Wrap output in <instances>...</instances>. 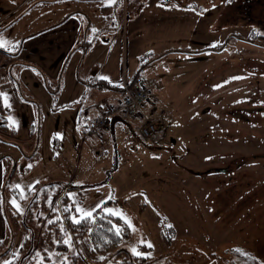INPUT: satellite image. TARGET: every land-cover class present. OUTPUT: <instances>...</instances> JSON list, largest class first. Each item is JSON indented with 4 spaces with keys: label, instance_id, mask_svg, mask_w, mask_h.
Instances as JSON below:
<instances>
[{
    "label": "rangeland",
    "instance_id": "1",
    "mask_svg": "<svg viewBox=\"0 0 264 264\" xmlns=\"http://www.w3.org/2000/svg\"><path fill=\"white\" fill-rule=\"evenodd\" d=\"M25 1L0 0V29L11 23L0 34L19 42L10 43L18 54L0 67V92L10 100L6 107L0 98V125L16 132L0 128V253L8 250L0 264H29L30 256L49 264L40 259L44 252L56 263L119 264L110 252L121 247L151 253V264H239L245 252L264 263V0L88 1L112 12L116 5L128 19L127 36L89 34L94 47L84 66L90 58L93 77L104 78L106 87L81 84L76 53L58 68L67 23L20 44L25 31L65 6L39 3L21 15L31 0ZM15 62L37 63L47 78L37 83L18 64L9 71ZM136 74L148 102L88 133ZM115 119L120 123L111 129ZM148 120L157 129L145 137L140 126ZM51 182L59 190L43 204L36 188ZM100 201L128 217L131 223L119 217L128 236L93 254L88 232L71 240L60 221L71 246L59 254L44 235L57 209L69 223V205L96 209ZM16 209L12 238L3 211L10 217Z\"/></svg>",
    "mask_w": 264,
    "mask_h": 264
},
{
    "label": "crops",
    "instance_id": "2",
    "mask_svg": "<svg viewBox=\"0 0 264 264\" xmlns=\"http://www.w3.org/2000/svg\"><path fill=\"white\" fill-rule=\"evenodd\" d=\"M59 1H62V4H65L61 13H59V15L56 18H55V14L53 16H50L51 18L50 22L46 23L45 25H38V26L33 27L31 31H28V32L25 31L21 35L22 39L20 41V44L26 38L28 39L33 36L41 37L45 31L50 32V31H53V29L54 30L59 29L60 27L64 25V23H67L68 26L65 30V33L67 34V40L65 44H63L61 47L60 53H62V56L60 58L58 68H60L61 63L63 62L64 58H66L67 55H69V57L71 58V56L76 53L77 55H79L80 60H81L80 65H78L77 67V72H78L77 76L79 77L80 81L81 80L83 81V83L81 84L86 85L88 87L89 86L90 87H93V86L106 87L107 85L104 86L103 84H107V83L104 78L100 77V75L98 77L94 76L96 80L95 82L91 81V79L94 78L92 74V68L95 66V63H93L90 60V58H87L88 60L84 66L85 58L91 53L92 47H94V42L91 41L92 37L89 36V34L96 36L97 38L98 32L102 31L103 35L105 34L110 37L112 35V31L117 30L119 34L122 31H124L125 35L127 36V27L125 25V22L128 19H126V16H125L126 10L122 11L124 14H123V17L121 18V15L119 14L118 6L116 5L113 6V12H112V8L110 10H106L105 5H99V6L95 5L91 8L88 4V1H91V0H73L71 2H68V0H31L30 2L27 1L28 5H26V7L23 9L24 11L22 10L21 15L30 11L39 3H41L42 5H47V4L59 5ZM74 1H77L80 4L78 3L75 5L73 4ZM92 1H99V0H92ZM99 16L100 18H103L106 21L105 20L99 21ZM15 20L16 19H14L13 21ZM10 24L11 23H9L4 28L2 27L0 29V32L1 30H5V28H7ZM89 37H91V39H89ZM1 49L5 50L7 53L10 54V59H9L10 61L12 60L13 56L16 55V53L18 54V52L13 51L12 49L11 50H7L4 48H1ZM175 51H176V55L180 54L179 49H175ZM105 59L111 60L112 56L111 55L107 57L105 56ZM9 60L8 61L1 60L0 67H2L4 63L9 62ZM176 60H179V58H177ZM68 61H69V58H68ZM16 64H18L19 66H24L21 69V72L23 73L24 71H28V74L31 75V77H33V79H35L36 82L39 80V78H41V76H43V78L46 77L44 73L45 72L44 69L41 67V65L37 63H34L33 65L31 63L21 64L20 62H15L12 64L11 67H9V64L7 63L6 67L7 68L9 67V71H10V69L13 68V66ZM3 76H5V83H4L5 87H8L9 86V81L7 80L8 77L6 76V74ZM136 78H137V74L133 75L131 80L127 82L134 84L137 81ZM12 81H13V78H12ZM154 82L156 83L158 82V80ZM14 83H15V80H14ZM141 84L142 83H139L137 85H141ZM14 92L15 93L17 92L16 88H14ZM148 100H149V94H148L147 102ZM118 123L120 122H118V120L115 119L114 121L111 122L110 128L114 129L115 125ZM105 132H107V130H105ZM17 147L20 153L21 151L23 152L21 143H18Z\"/></svg>",
    "mask_w": 264,
    "mask_h": 264
},
{
    "label": "trees",
    "instance_id": "3",
    "mask_svg": "<svg viewBox=\"0 0 264 264\" xmlns=\"http://www.w3.org/2000/svg\"><path fill=\"white\" fill-rule=\"evenodd\" d=\"M259 45H263V44H259ZM9 59H10V54L0 48V61L1 60L7 61ZM103 85L105 86L107 84H103ZM0 105H1V101H0ZM0 110L3 111L2 106L0 107ZM11 127L12 128L9 129L10 127L8 124L0 125V128L3 129L4 131H10L12 134H15V128L13 126ZM58 186L60 185H58L56 182H51L48 184L40 185L39 188H36L38 190L37 194L41 196V201L43 200V204L46 203L52 191H55L56 193ZM15 189L16 187L13 188V191ZM67 189L68 187L66 188V190ZM63 193H64L63 194L64 197L66 192ZM16 196H17V200L21 202L22 199L18 193H16ZM56 202L58 203L59 200H57ZM57 211H58V216L52 219L48 223L49 228L45 229L44 235L50 238V240L54 245V248L59 254L67 250V245L63 243L64 241V239L62 238L63 229L60 228L61 227L60 221L61 223H63L64 229L67 232L71 233L70 235V237L72 238L71 240L75 239V237L78 238L82 236L84 232H88L90 239V251L93 254L105 253L106 251L114 249L118 245V242L121 240V238L128 236L129 228L121 220V218L111 213L104 212L102 207L96 208L95 211L93 212V215L95 216V220L85 219V220H81L78 223H75L71 220L69 223H67L66 218H64L62 215L63 211L61 210V206L59 210L57 209ZM19 216L20 213L19 211H17V209L15 211L10 212V217L6 213V210L3 211L4 220L6 221L10 229L9 235H11L12 238H13L14 229L19 225L18 222ZM114 224L120 226L119 233L114 227ZM54 231L59 232L61 234L59 240H57L59 241V243H57V241L53 240V238L51 237L52 235H54L53 234ZM7 252L8 250L6 249L4 252L0 253V255H4ZM110 254L114 258H119V264H151L147 256L137 255L135 253H132L127 248H122V247L118 248L113 252H110ZM41 255L44 257V259L49 260V264H53L54 260L50 258L47 254H45V252L42 253ZM32 258L33 256H30L29 264H41L33 261ZM55 264H65V262L62 263L55 262ZM239 264H264V263L260 262L259 258L254 254H252L251 252H245L243 256L241 255Z\"/></svg>",
    "mask_w": 264,
    "mask_h": 264
},
{
    "label": "built area",
    "instance_id": "4",
    "mask_svg": "<svg viewBox=\"0 0 264 264\" xmlns=\"http://www.w3.org/2000/svg\"><path fill=\"white\" fill-rule=\"evenodd\" d=\"M122 97L116 104L110 105L103 115L95 118L89 124L88 131L97 134L103 128L107 120L116 114L126 116H133L136 112L140 111L143 105L147 102L148 91L143 86L132 85L127 82L122 83L121 87ZM157 127L154 121H145L140 126V132L143 136L147 137L156 131Z\"/></svg>",
    "mask_w": 264,
    "mask_h": 264
},
{
    "label": "snow or ice",
    "instance_id": "5",
    "mask_svg": "<svg viewBox=\"0 0 264 264\" xmlns=\"http://www.w3.org/2000/svg\"><path fill=\"white\" fill-rule=\"evenodd\" d=\"M110 2H111V0H110ZM89 39H91V37H89ZM10 43L11 44H18L19 42L18 41H8L7 37L0 34V48L11 50ZM105 78L107 79V77H105ZM0 98H2V102H3L4 106L10 107V100H9L8 94L6 92H0ZM9 119H11V117H9ZM56 135H60V134L56 133ZM13 187L20 188V185H14ZM29 187H31V186H29ZM23 191H24V189L21 188V193H23ZM68 195L71 196L73 194L69 193ZM49 200L51 201V197H49ZM12 203L14 205H16L17 208L20 207V205L17 203L15 198L12 199ZM101 205H103V201H100L95 206V208H100ZM66 210L72 211L71 220L75 223H78L81 220H85V219L95 220V216L93 215V212L95 211V209H86V208L80 206L79 204H76L75 206L69 205L68 209H66ZM103 211L106 213H111L117 217H123V219H125L126 221L131 223L130 220L128 219V217L122 213V211H118V210H115L113 208H108V207H104ZM114 227L116 228L117 232L119 233L120 226L114 224ZM57 243H59V241H57ZM63 243H65L68 246H71V243L68 239H65L63 241ZM140 243H148L150 245V241L141 240ZM132 251L135 252L137 255H140V256L151 255V253H148V252H138L136 248H133ZM48 256L49 257L53 256V253L48 252ZM40 259H41V261H44L43 256H41ZM65 259H66V257H65ZM101 259H103V257H101ZM2 264H9V261L5 260L2 262ZM53 264H55V261L53 262Z\"/></svg>",
    "mask_w": 264,
    "mask_h": 264
}]
</instances>
